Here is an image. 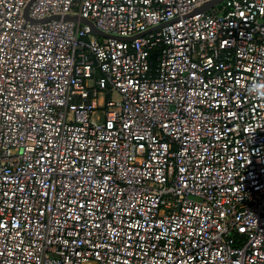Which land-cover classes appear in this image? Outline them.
Returning <instances> with one entry per match:
<instances>
[{
  "label": "built area",
  "instance_id": "built-area-1",
  "mask_svg": "<svg viewBox=\"0 0 264 264\" xmlns=\"http://www.w3.org/2000/svg\"><path fill=\"white\" fill-rule=\"evenodd\" d=\"M212 1L0 0V264H264V0Z\"/></svg>",
  "mask_w": 264,
  "mask_h": 264
},
{
  "label": "rangeland",
  "instance_id": "rangeland-1",
  "mask_svg": "<svg viewBox=\"0 0 264 264\" xmlns=\"http://www.w3.org/2000/svg\"><path fill=\"white\" fill-rule=\"evenodd\" d=\"M95 121L97 120H99V118H100V114H95V115H93V117H92Z\"/></svg>",
  "mask_w": 264,
  "mask_h": 264
},
{
  "label": "water",
  "instance_id": "water-1",
  "mask_svg": "<svg viewBox=\"0 0 264 264\" xmlns=\"http://www.w3.org/2000/svg\"><path fill=\"white\" fill-rule=\"evenodd\" d=\"M214 2H216V0L212 1L211 3H209V5L212 4V3H214ZM203 8H204V7H203Z\"/></svg>",
  "mask_w": 264,
  "mask_h": 264
}]
</instances>
